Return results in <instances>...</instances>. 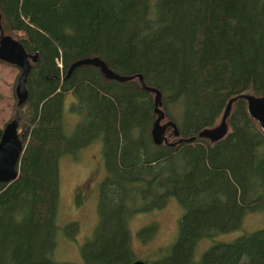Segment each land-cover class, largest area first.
Here are the masks:
<instances>
[{
    "label": "trees",
    "instance_id": "16d2710c",
    "mask_svg": "<svg viewBox=\"0 0 264 264\" xmlns=\"http://www.w3.org/2000/svg\"><path fill=\"white\" fill-rule=\"evenodd\" d=\"M164 1L167 6L163 5L162 8V15L164 10L165 14L161 29L154 30L150 36H140L137 22H145L146 12H140L142 6L138 5V0H0L2 22L7 25L8 30L23 33V36L19 35V40L26 50L39 53V60L31 65L27 77V88L31 87L28 100L18 111L17 133L23 147L32 131L34 136L41 135L42 129L46 130V136L50 134L47 120L53 119L57 123L56 118L49 116H58L57 97L62 90L67 93L73 87H80L83 93L90 94L93 101L91 108L96 109L105 129L102 155L105 157L106 171L111 174L110 181L115 180V184L122 189L130 175L140 176L139 171L153 167L147 162L137 164L133 148L128 144L131 136L129 125L138 111L139 103L136 99L125 96L121 99L118 95L117 98L115 89L104 88L108 81L93 66H80L69 78L63 79L69 65L83 57L99 56L108 67L116 71H121L124 65L158 63L168 71V74H164L165 85L158 87L159 90H165L166 85L175 80H178V86L182 89L188 85L191 87L194 98L193 110L188 114L189 120L193 119L191 122L202 119L198 86L207 80L204 72L210 74L218 72L219 67L222 68L225 81L233 87L232 91L212 105V120L219 117L226 100L232 95L263 93L264 83L261 85L260 82L264 79V0ZM128 23L134 30L129 37L125 33V30L130 33L131 25H127ZM229 36H242L245 42L234 43ZM59 51L64 67H67L62 78L58 74L59 68L54 64V57ZM208 58H211L210 65L202 67V63ZM84 68H91L97 73L87 85L76 78L77 71ZM59 71H63V68ZM146 83L149 84L147 81ZM134 86L138 87L135 82ZM139 89L142 90L140 87ZM109 90L111 91L107 96L102 95V91ZM77 100L79 103L78 96ZM162 101L164 103V99ZM243 106L239 99L231 108L227 118V132L222 139L214 143L199 138L189 143L182 142L174 146L181 147L178 152H181V158L173 164L170 160L164 162L166 174H170L167 181L173 184L175 191L181 192V198H176L181 216L176 239L168 252L146 264H196L190 256L185 257L182 252L176 254L172 248L175 245L195 244L201 238L209 239L206 237L210 236V224L226 210V202L223 201L225 196L238 207H247L254 200H264V133L247 115ZM42 113L46 115L44 121L40 117ZM38 122L43 123L36 129L34 127ZM149 126H142L144 134L148 133ZM80 127L81 131L86 128ZM195 132L197 130L188 135H194ZM54 133L55 149L65 140L57 127ZM46 136L36 137L44 144H38L28 151L23 171L11 182L21 186L26 177L30 183L23 186L39 185L38 180L43 173L48 174L54 154L51 148L47 150L46 145L50 147L52 142ZM158 147L168 149L163 145H153L155 161L171 155L170 152L158 153ZM139 151L143 156L146 154L143 149ZM185 161L189 162L193 170L191 176L183 168H173L182 166ZM154 179L155 176L152 175L139 180L143 194H147ZM4 185L6 184L0 183V189ZM34 187H40L45 192L47 189L41 185ZM114 193L117 191L112 189L105 196V208L109 213L116 210L115 205L110 204ZM4 218L8 221L7 213L0 220ZM6 226L8 241L15 247L24 245L23 240H13L21 239L17 235H21L19 232L24 228L18 229L9 222ZM27 226L31 230L28 234H39L38 221L34 220ZM153 230V225L143 227L137 231V235L145 236ZM125 234L126 232L121 234L123 239L128 238L129 241V231L127 238ZM27 235L21 236L26 238ZM42 242L40 238L39 243ZM207 250L208 254L204 255L203 260L205 263L232 264L231 261L246 255L249 264H264V229L241 234L230 242L213 243ZM14 254L16 257L18 254L17 263L72 264L57 263L52 259L34 262L33 254L29 251L15 250Z\"/></svg>",
    "mask_w": 264,
    "mask_h": 264
},
{
    "label": "rangeland",
    "instance_id": "374dc122",
    "mask_svg": "<svg viewBox=\"0 0 264 264\" xmlns=\"http://www.w3.org/2000/svg\"><path fill=\"white\" fill-rule=\"evenodd\" d=\"M138 1H140L138 5L142 6L140 12H146L145 22H137L138 35L150 36L154 30L161 29L165 14L164 10L162 15V8L163 5L166 7L167 3L164 0ZM5 27L7 28V25ZM129 28L130 33L125 30L128 37L134 32L132 25ZM5 31L15 38H20L19 35L23 36L21 32L7 29ZM245 33L248 35V32L245 31ZM229 38L234 43L245 42L242 36H229ZM61 55L59 51L54 57L55 66L60 70L63 68L61 72L58 69L60 78L67 68L61 61ZM210 59L208 58L201 66H209ZM4 63L0 61V129L13 117V109L17 101L15 86L20 73L17 66ZM118 72L121 74L140 72L149 84L159 88L165 85L164 74H168V71H165L158 63L124 65ZM96 74L93 69L84 68L77 71L76 78L81 80L83 85H87L92 82ZM204 74L207 80L198 86L201 120L191 122L193 119L188 118V114L194 107V98L189 85L182 89L178 86V80H175L172 84L166 85L165 90H161L164 103L160 109L166 119L174 122L181 135H188L192 131L199 130L208 122L217 123L218 118L211 119L213 116L211 107L226 93L233 90L232 85L225 81L222 68L219 67L218 72L210 74L204 72ZM263 83L264 79L260 84ZM106 87L115 89L117 98L122 99V96H125L138 101L137 114L134 115L133 124L129 125L131 136H128V144H131L133 148L137 164L147 162L153 167L139 171L140 176L130 175L122 189L115 184V180L110 181L111 174L106 171V161L102 155L105 129L99 121L100 115L96 109L91 108L93 101L90 94L83 93L80 87L77 89L73 87L67 93L62 90L57 97L59 99L58 116H49V118H56L57 123L55 124L53 119L47 120L51 131L48 136L45 135L46 130L43 129L42 134L38 136H34V131H32L29 139L25 141L26 145L22 147L16 169L18 175L23 171L28 151L36 148L38 144H44L36 137L46 136L48 140L50 139L52 142L50 147L47 142L46 146L47 150L51 148L53 151V161L48 167V174L43 173L42 178L38 180L42 188H47V193L40 187H34L39 186L38 184L23 186L30 183L26 177L21 186L11 182L5 183L6 185L0 189V217L3 218L6 213L8 215V221L5 218L0 220V264H23L20 261L17 263L18 254L16 257L15 250L29 251L33 254L34 262L52 259L57 263L124 264L127 260L140 259L150 263L168 252L175 241L181 216V209L176 198L180 197L181 192L175 191L173 184L167 181L170 174L169 176L166 174L164 162L170 160L173 164L175 160L180 159L181 152H178L181 151V147H173V149L158 147V153L170 152L171 155L166 159L155 161L156 156L152 149L156 144L152 143L149 133L144 134L142 130L143 125L149 126L152 121L149 108L153 103L149 95L139 87H135L134 81L129 83L108 81L104 88ZM30 91L31 87L28 86V93ZM110 91L101 93L107 96L106 94ZM117 103L119 104L118 100ZM40 117L44 121L46 115L42 113ZM42 123L38 122L34 128L38 129ZM79 123L81 124L77 126ZM43 126L46 125L43 124ZM55 127L58 128L61 136L64 135L65 140L60 142L59 148L55 147L57 151L54 149ZM79 127L86 128L81 131ZM29 146L31 147L27 149ZM141 149L145 150L144 156L139 151ZM173 168H183L186 174L190 176L193 174L187 161L182 166ZM152 175L155 179L147 194H143L139 180L142 177L147 179ZM112 189H115L117 193L111 195L110 204H114L116 210L109 213L105 208V196ZM223 201L226 202V210L214 220L213 224H210L208 228L210 236L206 237L209 239L201 238L191 245H175L172 248L174 253L182 252L183 256H190L196 264H222V262H203L204 255L209 251L207 249L211 244L230 242L241 234L264 229V200H254L247 207L235 206V202L228 199V196H225ZM34 220L38 221L39 234H28L31 230L27 225L33 223ZM7 222L18 229L24 228L19 233L28 234L27 237L17 235L21 239H13L23 240L24 245L15 247L8 241ZM151 225L154 226L152 232L145 236L137 235L139 229ZM123 232H126L127 240L123 239L121 235ZM40 238L43 240L42 243H39ZM231 263L249 264V260L244 255Z\"/></svg>",
    "mask_w": 264,
    "mask_h": 264
},
{
    "label": "water",
    "instance_id": "95a60500",
    "mask_svg": "<svg viewBox=\"0 0 264 264\" xmlns=\"http://www.w3.org/2000/svg\"><path fill=\"white\" fill-rule=\"evenodd\" d=\"M39 60V53L29 54L26 52L22 43L8 34L1 31V13H0V61L17 66L20 73L15 86V95L17 97V105H23L28 100L27 77L31 69V65ZM93 66L97 68L101 74L107 79H116L121 82L131 80L134 77L139 79L140 86L154 92L153 111L156 115L154 122L150 128V138L153 144L160 145L164 141L163 131L167 126L172 127L173 135L176 136L177 129L171 121L160 124L164 114L159 109L162 105L161 92L154 87H146L141 74L120 75L114 70L107 67L104 60L99 56L83 57L75 60L69 65L65 77H69L72 72L80 66ZM246 101V112L248 116L257 122L259 129L264 133V94L262 96H253L250 94H242L240 96ZM238 97V98H240ZM237 97H230L223 107L218 122L212 127L201 128L196 135H192L185 139H179L178 142H191L195 137L208 139L210 143H214L223 138L227 132V118L229 116L230 106L236 101ZM155 124V125H154ZM22 142L17 133L16 118L8 120L0 129V183H9L17 177V163L22 150ZM127 264H146L140 259H133Z\"/></svg>",
    "mask_w": 264,
    "mask_h": 264
},
{
    "label": "flooded vegetation",
    "instance_id": "af4514ba",
    "mask_svg": "<svg viewBox=\"0 0 264 264\" xmlns=\"http://www.w3.org/2000/svg\"><path fill=\"white\" fill-rule=\"evenodd\" d=\"M5 29H7L8 30V27L6 28L5 27V24L2 22V16H1V31H2V33L3 34H7L6 33V31H5ZM8 35H10V34H8ZM10 36H12V35H10ZM14 39H16V40H18V41H20L19 39L20 38H15V36H12ZM21 42V41H20ZM22 43V42H21ZM22 45H23V43H22ZM25 48V47H24ZM26 50V49H25ZM26 52L27 53H29V54H34L35 52L34 51H29V50H26ZM96 56V55H95ZM89 57V56H88ZM106 64V63H105ZM108 67V66H107ZM108 68H110V67H108ZM110 69H112V68H110ZM31 70V69H30ZM112 70H114V69H112ZM116 73H118V74H120V75H128V74H121V73H119L118 71H116V70H114ZM30 72V71H29ZM74 72V71H73ZM72 72V73H73ZM134 73H137V72H134ZM138 74H141L140 72H138ZM29 75V74H28ZM66 75V74H65ZM72 75V74H71ZM70 75V76H71ZM102 75V77H103V79L105 80V81H116V82H119V83H121V81H119V80H116V79H107L103 74H101ZM129 75H134V74H129ZM142 75V74H141ZM69 76V77H70ZM143 76V75H142ZM69 77H65V78H63V79H67V78H69ZM129 81H134L137 85H138V87H140L143 91H145L148 95H149V97H150V99H152V103H153V105H152V107L150 108V111H151V114H152V121H151V124H150V127L148 128V133H149V135H150V128H151V125H152V123L154 122V119H155V117H156V115H155V113H154V111H153V107H155V105H154V92H151V91H149L148 89H146V88H143V87H141L140 86V83H139V79L137 78V77H134V78H132L131 80H127V81H123V82H129ZM143 81H144V84L146 85V87H154V88H157L158 89V87H156V86H153V85H150V84H147L146 83V81H145V79H144V77H143ZM122 82V83H123ZM159 90V89H158ZM160 92H161V90H159ZM29 94V93H28ZM242 94H250V95H253V96H262L263 94H264V91H263V93L262 94H260V95H255V94H253V93H239V94H235V95H232L231 97H237V99H236V101L237 100H239L240 99V101H242V105L244 104V106H243V108L245 109V111H246V101L244 100V99H242L240 96L242 95ZM238 97H240V98H238ZM230 98V97H229ZM228 98V99H229ZM228 99L226 100V102H225V104L224 105H226V103H227V101H228ZM163 99H162V93H161V101H162ZM235 101V102H236ZM235 102L230 106V109L229 110H231V108L233 107V105L235 104ZM162 104H163V101H162ZM25 104H23V105H17V101H16V106L14 107V113H13V117H11L10 119H12V118H16V121L18 122V111H19V109H21V106H24ZM162 106V105H161ZM223 107H225V106H223ZM159 109H160V106H159ZM161 110V109H160ZM162 111V110H161ZM163 112V111H162ZM229 113H230V111H229ZM247 113V112H246ZM164 114V113H163ZM248 115V114H247ZM220 116V115H219ZM9 119V120H10ZM218 119H219V117H218ZM253 120V119H252ZM167 121H170V120H168V119H166L165 118V114H164V117H163V119L160 121V124H163V123H165V122H167ZM254 121V120H253ZM172 122V121H171ZM256 124H257V122L256 121H254ZM173 124H174V122H172ZM216 124V123H215ZM214 123H210V124H208V125H205V126H202L201 128H208V127H212L213 125H215ZM175 125V124H174ZM257 126H258V124H257ZM175 127H176V125H175ZM259 127V126H258ZM200 128V129H201ZM176 129H177V127H176ZM198 131V130H197ZM177 135L176 136H174L173 135V131H172V127L171 126H167V127H165L164 128V131H163V136L165 137V139L167 140H165L164 139V142L163 143H161L160 145L162 146L163 145V147H170V148H173L174 146H177L178 144H180V143H182V142H178V140L179 139H185V138H188V137H190V136H192V135H181L180 134V132H179V130L177 129ZM196 133L197 132H195V134L194 135H196ZM190 134H192V133H190ZM19 138H20V135H19ZM196 138L198 139V137H195L194 138V140L193 141H195L196 140ZM151 139V138H150ZM199 139H202V140H206L207 142H209L210 143V141L208 140V139H204V138H199ZM222 139V138H221ZM220 140V139H219ZM193 141H191V142H193ZM166 142V143H165ZM184 143H189V142H185V141H183ZM23 145V144H22ZM135 214V213H134Z\"/></svg>",
    "mask_w": 264,
    "mask_h": 264
},
{
    "label": "bare ground",
    "instance_id": "6f19581e",
    "mask_svg": "<svg viewBox=\"0 0 264 264\" xmlns=\"http://www.w3.org/2000/svg\"><path fill=\"white\" fill-rule=\"evenodd\" d=\"M154 125H155V124H154ZM164 136H165V135H164ZM164 138H165V137H164ZM165 140H166V139H165ZM166 141H167V140H166ZM163 142H164V141H163ZM163 142H162V143H163ZM165 143H166V142H165Z\"/></svg>",
    "mask_w": 264,
    "mask_h": 264
},
{
    "label": "built area",
    "instance_id": "2783aa9c",
    "mask_svg": "<svg viewBox=\"0 0 264 264\" xmlns=\"http://www.w3.org/2000/svg\"><path fill=\"white\" fill-rule=\"evenodd\" d=\"M59 66L61 67V65L59 64Z\"/></svg>",
    "mask_w": 264,
    "mask_h": 264
}]
</instances>
